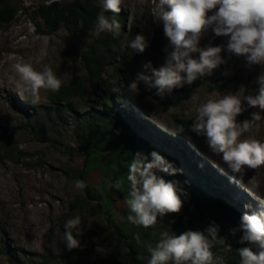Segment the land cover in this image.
Here are the masks:
<instances>
[{"label": "rangeland", "instance_id": "rangeland-1", "mask_svg": "<svg viewBox=\"0 0 264 264\" xmlns=\"http://www.w3.org/2000/svg\"><path fill=\"white\" fill-rule=\"evenodd\" d=\"M7 1L19 8V12L12 24L0 27V134L12 135L13 141L10 157L0 154V264H68L66 256L72 264H112L129 252L122 247L119 253L114 252L110 245L109 238L114 231L110 219L113 217L117 224L129 222L130 210L118 193L111 192L108 179L96 170L86 176L88 183L98 188L105 210L93 208L97 205L95 198L89 205L79 202L73 206L80 197L87 195L86 187L80 190L74 186L76 180L83 181L80 173L86 161L77 118L85 115L93 120L95 113H102L103 95L110 88L116 101L126 95L112 118L120 112L127 117L129 125L140 131L142 139L170 141L177 152L178 163L196 157L209 174L212 171L217 175V181L228 184L225 190L232 192L235 202L251 205L252 212L260 210L264 205V167L246 168L241 185L231 182V173L220 171V167L225 166L211 153L206 137L192 131L196 110L209 97L228 91L239 93L241 97L258 94L257 79L264 73V67H249L243 56L229 54L226 50L228 37L213 38L214 34L209 32L201 40V47L209 40L214 46H225L222 56L227 62L206 76L205 85L189 99L180 98L177 89L157 95L158 90L144 81H139L138 92L132 93L128 85L136 81L138 74L151 76L144 65L151 62L153 67H159L165 59V47L169 51L173 49L164 35L163 22L154 21L151 15V0H124L119 14L110 11V18L115 17L122 25L119 37L113 38L104 32L124 58L118 56L115 63L108 66L101 90H90L76 97L75 112L60 118L50 111L53 107L48 100L51 90L41 89L39 100L33 103L30 95L18 89L12 66L24 61L42 70L48 65L62 81L61 86L67 85L86 74L82 55L94 41V31L87 29L72 35L61 27L49 33L37 15L41 5L74 0ZM165 10L170 9L165 6ZM137 35H143L148 42L143 53L133 52L127 46ZM253 111L259 109L251 108L238 119H250ZM32 113L37 116L31 119ZM249 135L264 142V112L250 133L245 134ZM171 158L165 157L168 161ZM192 210L193 207L189 212ZM76 216L82 220L81 247L69 251L64 243V224ZM221 223L224 226L221 237L226 238V245L233 244L243 231L238 230L233 236L230 229H240V225L227 217ZM160 226L163 227L162 222ZM97 245L107 248L109 253L106 256L97 253ZM6 249L13 256L4 252ZM78 250H85L87 257L79 258ZM226 250H221L218 256L223 257Z\"/></svg>", "mask_w": 264, "mask_h": 264}, {"label": "clouds", "instance_id": "clouds-1", "mask_svg": "<svg viewBox=\"0 0 264 264\" xmlns=\"http://www.w3.org/2000/svg\"><path fill=\"white\" fill-rule=\"evenodd\" d=\"M124 0H101L102 11L97 17L94 35L110 33L119 37L122 25L115 17H107L106 11L119 14ZM167 6L170 10H165ZM151 15L154 21L163 22L164 35L173 50L165 47V59L159 67L151 62L144 65L151 76L138 74L136 81L128 85L129 91L138 92V82L144 81L155 87L157 95L163 96L175 89L192 85L198 79L213 74L227 61L222 56L223 45H213L212 41L201 47V40L209 33L214 37H228L226 50L229 54L243 56L249 67H264V0H151ZM133 52L143 53L148 42L143 35H137L127 45ZM194 54H198L195 55ZM16 85L21 93L39 100L41 89L59 91L62 81L53 69L44 65L37 70L29 62L15 63ZM258 94L241 97L239 93L228 91L223 95L209 97L196 110L192 131L206 137L211 153L225 166L220 171L231 173V182L241 185L245 169L256 170L264 167V142L250 133L264 112V73L258 76ZM251 108L259 111L250 113V119L238 118ZM151 160L142 153H136L129 165L127 181L130 185L126 204L130 210L127 219L132 224L144 228L154 227L158 220L170 213H179L183 207V189L178 182L166 181L155 170L175 176L182 171L166 160L158 152H151ZM216 166V165H214ZM119 181L117 187H119ZM76 189H84L81 180L74 182ZM251 205H245L250 208ZM82 220L79 216L69 218L64 224V243L69 251L81 247ZM219 226L211 223L204 231L186 230L177 235L164 231L153 247L147 245L150 253L148 264H224V258L212 251L217 244L225 245L226 238L219 236ZM243 231L241 244L253 247L237 249L240 264H264V205L252 214H243L240 229H230L235 236ZM75 233V235H74ZM139 242V234L136 237ZM231 249V245H227ZM95 251L106 256L109 250L97 245Z\"/></svg>", "mask_w": 264, "mask_h": 264}, {"label": "trees", "instance_id": "trees-1", "mask_svg": "<svg viewBox=\"0 0 264 264\" xmlns=\"http://www.w3.org/2000/svg\"><path fill=\"white\" fill-rule=\"evenodd\" d=\"M100 5L101 0L94 2L74 0L69 3L53 1L39 6L37 15L47 26L49 33L64 27L72 35H77L87 29L95 32L97 17L102 11ZM18 12L19 8L8 3L7 0H0V27L12 24ZM105 15L110 17L112 13L106 11ZM118 56L124 58L123 53L117 49L110 36L104 35V32L99 37L94 35V41L82 55L86 74L67 85L61 86L59 91L49 93L48 100L53 106L50 110L51 113L60 118L69 113H74V99L84 96L90 90H101V83L107 73V68L115 63ZM115 76H119L117 69ZM205 83L206 76L198 79L192 85H187L188 88L177 89L176 93L180 98L189 99ZM111 94L112 89L110 88L103 95V112L95 113L93 120H89L85 115L77 118L78 129L81 131V141L86 154L85 167L80 173V177L86 184L87 195L80 197L73 206L79 202L84 206L89 205L90 200L95 198L97 205L93 208L105 210L104 200L98 188L93 187L86 180L87 174L93 170L98 171L108 179L111 183V192L118 193L120 198L126 201L130 191V185L127 181L130 162L136 153H142L150 161V154L153 151L158 152L164 158L172 157L169 162L177 169L182 170L175 176L159 170H155L156 174L166 181L178 182V187L186 193V195L181 196L184 201L181 211L166 215L151 228L146 229L131 222L117 224L112 217L110 220L114 226V231L109 238L112 249L118 253L120 252L119 247L129 250L123 258L115 259L112 264H148L150 253L147 251V245L151 244L154 247L161 238L160 234L164 231L174 232L177 235L186 230L204 231L211 223L215 222L219 226V236L221 237L224 229L222 220L227 217L234 224L240 225V218L243 214L253 213L249 208H245L241 202H235L232 192L225 190L228 188V184L217 181V175L211 170V174H209L205 170V165L200 164L201 162L196 157L192 156L191 160L184 159L182 163H178L176 160L177 152L172 148L170 141L158 139L156 142L142 139L139 136L140 131L129 125L127 117L120 112L116 113L117 117L112 118L115 108H118V104L126 100V95L116 101ZM29 116L32 119L37 114L32 113ZM12 143V135L0 134V154L10 157ZM118 181L120 182L119 187H117ZM191 207L193 210L189 212ZM160 222L163 223V227L160 226ZM137 234H139V242L136 239ZM242 235L231 244V249L226 244H217L213 247L212 251L217 256L221 250L227 248L223 256L224 264H240L237 249L241 247L251 246L255 250V246L239 243ZM4 252L12 255L8 249ZM77 256L79 258L87 257V252L78 250ZM64 259L68 264H72L68 256Z\"/></svg>", "mask_w": 264, "mask_h": 264}]
</instances>
